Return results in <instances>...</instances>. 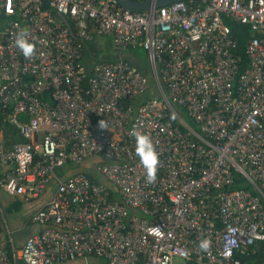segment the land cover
<instances>
[{"label": "built area", "instance_id": "built-area-1", "mask_svg": "<svg viewBox=\"0 0 264 264\" xmlns=\"http://www.w3.org/2000/svg\"><path fill=\"white\" fill-rule=\"evenodd\" d=\"M0 14L13 19L0 29V112L23 138L8 146L0 128V188L44 199L22 247L8 226L13 253L0 244V264H254L245 257L264 243V0L135 11L117 0H0ZM232 22L253 32L246 68ZM20 29L36 43L31 60L14 47ZM100 36L120 54L89 74L84 51ZM139 47L147 72L123 55ZM133 128L159 152L154 183ZM88 159L100 180L68 170ZM238 176L248 187L234 188Z\"/></svg>", "mask_w": 264, "mask_h": 264}, {"label": "crops", "instance_id": "crops-1", "mask_svg": "<svg viewBox=\"0 0 264 264\" xmlns=\"http://www.w3.org/2000/svg\"><path fill=\"white\" fill-rule=\"evenodd\" d=\"M110 40L113 41V38L111 36H100V37H96V39H94L92 42H90V43H88V45H86L87 54H88L87 55V57H88L87 58V64L90 66V69L95 64L94 55H95L96 50H99V52L104 55L103 58L105 59V61H115L118 59L120 52L117 48L113 52L104 53L105 50L109 47V41ZM136 50L137 49L127 51L123 55H124V57H126L127 59L132 61L135 65L139 66L140 68H142L144 71L147 72L149 66L146 67V65L142 63V59L137 57L138 53ZM90 59H92V61H90ZM42 201H44V199H38L36 201V203H34L35 205H32L31 203L25 204L22 201V199L14 197V196L8 194L4 189L0 188V244L2 246H4V248L8 252V254L11 253V255H12L13 248H14V246H12L10 244L8 226H10L11 229H13L15 247L17 249L22 247V245L26 241L27 237L35 231V230H33V228L26 230V227L29 225V224H27V222L29 220L30 214H31L32 210L36 209L37 207H39L43 203ZM19 203L20 204L22 203V206L25 205L29 209L28 213L25 216L26 219L24 221L22 220V217L18 218L17 215L15 213H13L15 211H18L17 208L19 207ZM12 216H16V219H13ZM261 249L263 250V252H261V254L263 255L264 254V245ZM262 255L259 256V259H260L259 262L261 264H264V262H263L264 258H262ZM257 260L258 259H256V262H258ZM77 262H81V260L70 261L69 264H77ZM259 262H258V264H259ZM11 264H25V263H23L22 261L15 262L12 260Z\"/></svg>", "mask_w": 264, "mask_h": 264}, {"label": "clouds", "instance_id": "clouds-1", "mask_svg": "<svg viewBox=\"0 0 264 264\" xmlns=\"http://www.w3.org/2000/svg\"><path fill=\"white\" fill-rule=\"evenodd\" d=\"M14 47H16L25 59L31 60L37 54L36 43L31 40L30 33L24 29L16 32L14 38ZM101 129L108 128L105 120L99 121ZM131 135L135 141V155L139 158L140 164L145 169L146 183H154L157 178V170L159 166V152L150 135L141 130L133 128ZM200 252H208L211 247L209 239H201L198 244Z\"/></svg>", "mask_w": 264, "mask_h": 264}, {"label": "trees", "instance_id": "trees-1", "mask_svg": "<svg viewBox=\"0 0 264 264\" xmlns=\"http://www.w3.org/2000/svg\"><path fill=\"white\" fill-rule=\"evenodd\" d=\"M55 16L61 20V18L59 17V15L57 13H55ZM12 20H13L12 18L6 17L4 14H0V29L5 28V26H7ZM231 28H232V36L237 40V44H238L236 50L241 55V57L243 59V67L246 68L250 64V59H249L248 55L246 54V46H247V43L250 40V38L253 36V32L251 31L249 25L241 24L238 22L237 23L232 22ZM145 53H146L145 59H143V60L147 64L148 63V56H147V52H145ZM87 55H88L87 54V48H85L83 63L87 67V70L89 69L88 73L90 74L91 69H90V66L87 64V58H88ZM100 61H105V59L101 58L99 56L95 58V62H100ZM0 128L2 129V132H3L2 137L6 141V144L8 146L11 145V142L8 141L9 139H11L13 142L23 141V138L20 135L18 128L13 123H11L10 121L5 120L4 116L2 115L1 112H0ZM90 169H92V168L87 165L85 172H88L87 174L92 179H95L97 181L100 180V178H98L96 175L90 173ZM245 182L246 181H244V179H242L240 176H238L236 183L234 185V188L248 187L245 185ZM21 205H22V203H21ZM262 244L264 245V243H260L259 246L256 247L255 252L252 255L245 257V259L249 260L250 262H252L254 264H258V262L260 260L259 256H261L262 255L261 252H263V250L261 249L263 247ZM9 255L12 256L11 253H9ZM262 258H264V254L262 255ZM256 259H258L257 260L258 262H256ZM259 264H261V263L259 262Z\"/></svg>", "mask_w": 264, "mask_h": 264}, {"label": "rangeland", "instance_id": "rangeland-1", "mask_svg": "<svg viewBox=\"0 0 264 264\" xmlns=\"http://www.w3.org/2000/svg\"><path fill=\"white\" fill-rule=\"evenodd\" d=\"M115 49H116V45L114 44V41H112V40H110L109 41V47L105 50V52L104 53H106V52H113V51H115ZM137 53H138V55H137V57H139L140 59H142V63L143 64H145L147 67L149 66V64L147 65L146 64V62H144V60L143 59H145V50L143 49V48H141V47H139V48H137ZM101 57V58H103L104 57V55L102 54V53H100L99 52V50H96L95 51V55H94V57L96 58V57ZM90 61H92V59H90ZM181 113H182V115L184 116V118L187 120V121H189L192 125H195V123H194V121H193V119L188 115V113L183 109V110H181ZM196 126V125H195ZM91 161L92 160H87V161H85L84 163H82V164H74V163H70L69 165H68V170H70V172L72 173V174H75V173H79V172H83V171H85V169H86V167H87V165L90 167L91 166ZM58 172H62V169H59L58 170ZM90 173L91 174H94V175H96L98 178H102V175L101 174H99V172H98V169L96 168V167H94V168H92V169H90ZM25 203V202H24ZM26 204V203H25ZM18 209V211H15V212H13V213H15L16 215H17V217L18 218H21L22 217V220L24 221L26 218H25V216H26V214L28 213V211H29V209H28V207L27 206H25V205H21L20 203H19V207L17 208ZM133 213H135L134 211H133ZM14 214V215H15ZM13 217V219H16V216H12ZM27 224H28V222H27ZM31 228H33V230H36V229H38V226H36V225H32V224H30L29 223V225L26 227V230H29V229H31ZM88 261L89 262H94V261H103V259H101V260H96V259H94V258H92V257H89L88 258ZM105 262L106 261H104L103 262V264H105ZM80 262H77V264H79ZM182 263V261L180 260V259H177L176 260V264H181ZM69 264V263H68Z\"/></svg>", "mask_w": 264, "mask_h": 264}, {"label": "water", "instance_id": "water-1", "mask_svg": "<svg viewBox=\"0 0 264 264\" xmlns=\"http://www.w3.org/2000/svg\"><path fill=\"white\" fill-rule=\"evenodd\" d=\"M117 1L123 8L135 11V10H147L152 6H164L180 0H155V1L117 0ZM57 14L64 21L65 25L70 29L71 35H74L72 24L67 18V16L61 13H57Z\"/></svg>", "mask_w": 264, "mask_h": 264}]
</instances>
